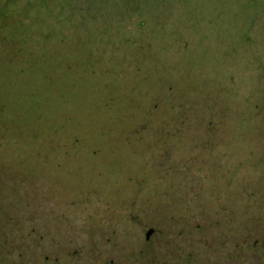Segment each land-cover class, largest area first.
I'll list each match as a JSON object with an SVG mask.
<instances>
[{
  "label": "rangeland",
  "instance_id": "rangeland-1",
  "mask_svg": "<svg viewBox=\"0 0 264 264\" xmlns=\"http://www.w3.org/2000/svg\"><path fill=\"white\" fill-rule=\"evenodd\" d=\"M228 225L264 230V0H0V228L24 264H146L150 227L151 264H213Z\"/></svg>",
  "mask_w": 264,
  "mask_h": 264
},
{
  "label": "flooded vegetation",
  "instance_id": "flooded-vegetation-1",
  "mask_svg": "<svg viewBox=\"0 0 264 264\" xmlns=\"http://www.w3.org/2000/svg\"><path fill=\"white\" fill-rule=\"evenodd\" d=\"M217 212L220 215L222 214L221 212H227V208L225 207L222 210L218 209ZM227 217L228 221L234 223L230 215H227ZM154 231L155 229L150 227L145 233V239L147 240L146 264H151L153 260L154 246L153 243H150V240ZM219 232L224 235L222 239L226 241L216 243L213 251L214 257L211 259L213 264H264V240L262 239L264 230H260L259 227L254 229H246V227H243L241 231H236L234 226L228 225L226 227L220 226ZM38 233L40 234L41 241L47 240V233L41 234L39 231ZM9 234H11V231L0 228V264H24L25 256L31 252V247L26 244L23 235H20L17 241H5L9 237ZM217 240H221V238H217ZM46 246L43 250V246L38 245L40 257L45 254L44 259L47 260L41 264H64L65 261L70 260L75 262V258L80 256V251L77 248H65L63 249L64 259L62 260L58 255L52 253L53 250H51L50 245ZM66 251L70 252V256L66 254ZM50 255L52 257L49 260Z\"/></svg>",
  "mask_w": 264,
  "mask_h": 264
},
{
  "label": "water",
  "instance_id": "water-1",
  "mask_svg": "<svg viewBox=\"0 0 264 264\" xmlns=\"http://www.w3.org/2000/svg\"><path fill=\"white\" fill-rule=\"evenodd\" d=\"M150 232H151V231H150ZM150 232H149V233H150Z\"/></svg>",
  "mask_w": 264,
  "mask_h": 264
}]
</instances>
